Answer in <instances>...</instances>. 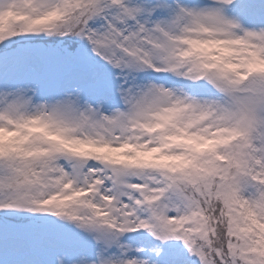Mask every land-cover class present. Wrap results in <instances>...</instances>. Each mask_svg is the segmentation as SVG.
Listing matches in <instances>:
<instances>
[{"label": "snow or ice", "instance_id": "snow-or-ice-1", "mask_svg": "<svg viewBox=\"0 0 264 264\" xmlns=\"http://www.w3.org/2000/svg\"><path fill=\"white\" fill-rule=\"evenodd\" d=\"M0 264H264V0H0Z\"/></svg>", "mask_w": 264, "mask_h": 264}]
</instances>
